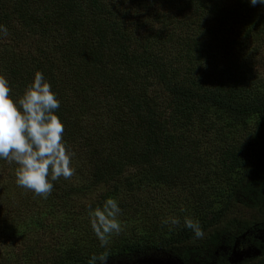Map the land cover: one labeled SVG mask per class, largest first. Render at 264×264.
I'll return each instance as SVG.
<instances>
[{
    "label": "trees",
    "instance_id": "1",
    "mask_svg": "<svg viewBox=\"0 0 264 264\" xmlns=\"http://www.w3.org/2000/svg\"><path fill=\"white\" fill-rule=\"evenodd\" d=\"M128 20L136 29L153 27L154 35H135ZM0 25L7 27L0 75L10 95L19 98L36 72L44 74L60 101L56 114L74 164L46 198L32 191L14 206L38 218L26 232L5 234L0 222V240L11 241L0 264H88L105 251L104 264H144L136 259L156 254L183 264H264V5L0 0ZM164 30L168 36L158 41ZM94 87L103 95L79 103L68 96ZM99 103L111 106L109 138L121 142L107 141L103 150L85 143L93 163L70 142L81 130L75 113ZM205 140L211 147L201 150ZM18 167L0 160V173ZM108 198L121 209V231L104 248L76 225ZM170 218L179 223H164ZM185 218L199 222L201 237ZM156 220L161 235L146 237ZM142 222L149 224L144 233ZM15 242L25 250L13 254ZM253 246L256 252L231 262L234 251Z\"/></svg>",
    "mask_w": 264,
    "mask_h": 264
},
{
    "label": "clouds",
    "instance_id": "2",
    "mask_svg": "<svg viewBox=\"0 0 264 264\" xmlns=\"http://www.w3.org/2000/svg\"><path fill=\"white\" fill-rule=\"evenodd\" d=\"M250 4L264 5V0H250ZM0 33L7 35V27L0 25ZM10 93L8 79L0 75V160L15 162L19 166L16 169L18 186L46 198L52 191L53 181L61 176L67 179L74 171L72 154L63 140L64 124L56 114L60 101L42 72L34 74L33 81L19 98ZM120 212L119 204L113 198L90 209L91 227L101 247L108 244L111 235L121 231L117 219ZM169 222L175 225L179 219L164 221ZM184 223L197 237L203 235L198 221L185 218ZM247 250L254 253L257 248L248 247L243 252ZM108 257L107 251L99 256L93 254L88 264H104Z\"/></svg>",
    "mask_w": 264,
    "mask_h": 264
},
{
    "label": "rangeland",
    "instance_id": "3",
    "mask_svg": "<svg viewBox=\"0 0 264 264\" xmlns=\"http://www.w3.org/2000/svg\"><path fill=\"white\" fill-rule=\"evenodd\" d=\"M124 5H125V7L129 8V9L132 8L131 4H129L127 2H125ZM152 8L154 11L151 12L150 16L153 17L154 14L156 13L157 6L153 5ZM128 21L131 22L130 27L135 31V33H136L135 35L143 36V37H147L150 34L154 35L155 30L153 27L147 26V27H143L140 29H136L137 24H135V22H133L131 20H128ZM155 27H157L156 24H155ZM164 31H166L165 35H163V33H162V36H160L158 38V41H162L163 38L168 36L169 31L168 30H164ZM72 65H71V67H72ZM72 68L77 69V67H75V66ZM67 76L70 77L71 73L69 72L67 74ZM78 83L79 82L76 81L75 86ZM103 93L104 92H103L102 88L94 87L93 93H89L87 91L84 94H79V91H77L76 94H74V92L69 90L68 96L72 99V102L79 103V101H82L85 99L91 100L93 98H96L97 96H102ZM86 96L88 98H85ZM99 104L101 106L97 105V106L93 107V109L88 113H83L80 110H78L75 113V118H74L75 122L77 123L78 127L81 128V130L78 134L73 135V137H75V138H71L72 141L70 142L73 144L74 148L79 150V155L83 159L86 158L85 156H89L90 160L93 163L97 162L96 157H94L91 152L85 150V148H84L85 143H86V145L90 146V150H91V147H93V149L103 150V149H106L108 147L107 141L109 142V144H111L112 142H115L117 145L121 142L120 140H116V139L110 140V138H109V133H110V131H112V130H110V126H109L111 114H113V110H112L111 106L102 105L101 103H99ZM100 113H102V114L99 115ZM64 129H66V126H64ZM64 136H68V132L66 134H64L63 137ZM64 139H65V137H64ZM199 144H200L201 150H206L207 148L211 147V143L209 142V140L201 141V142H199ZM68 151L71 154H73L72 151H70V150H68ZM71 167L72 168L74 167L73 163H71ZM15 172H16V170L14 168H11L10 170L5 171L4 173H0V222H2V226H3L2 229H5L3 232L5 234L8 233L9 231L11 233L16 232V233L22 234V233L26 232V230L29 228V226H31L35 221L38 220V218L34 217L33 214H31V213L20 212L21 208L14 210V206L17 205L18 203H20L22 197L24 195H27L28 192H32V190H29V189H26V188H23V187H20L17 185L16 176L14 177ZM57 180H61L63 182H66L69 180V178L65 179L63 176H61ZM8 199H10V200L8 201ZM139 215L141 216V219L146 221L142 214H139ZM117 219H118V217H117ZM148 225L149 224L145 225L144 222L141 223V225H140L141 226V233H144L146 229H149ZM155 225L161 227V223L158 220H156L154 225H152L150 227V229H149L150 232L146 235V237L149 236L151 232L155 237H159L161 235L160 229H154ZM76 227L75 228L81 234L86 235L87 237L97 241L101 245L99 239L96 237L95 233L92 230L90 221L80 222L76 225ZM80 229L82 231H80ZM124 230H126L125 225H124ZM146 237H144V240L146 239ZM14 238H16V236ZM9 241L0 240V250L5 251L7 246L9 245ZM10 243H11V241H10ZM113 244H114V246H116V249L118 250L119 249V243L113 242ZM111 246H112L111 242H108V244L105 247H111ZM24 250H25V248H22V247L19 248L17 242L13 243V248H12L13 254H16L17 251L22 252ZM24 256H27V255L26 254L21 255L19 253V257L21 258V260H25ZM159 256L160 255L156 254V255H154L152 257H148L146 259H144L146 256H144V257L139 256L136 259V261L139 262L138 260L141 258L143 260H148L151 262L154 261L155 263L157 261H159L163 264H179L180 263L179 260L172 258L170 256H166L163 258L159 257ZM33 258L34 259L36 258L35 254H33ZM11 259H12V257H11ZM120 264H127V263L125 261H122Z\"/></svg>",
    "mask_w": 264,
    "mask_h": 264
},
{
    "label": "water",
    "instance_id": "4",
    "mask_svg": "<svg viewBox=\"0 0 264 264\" xmlns=\"http://www.w3.org/2000/svg\"><path fill=\"white\" fill-rule=\"evenodd\" d=\"M251 253L252 252L250 250H247V251H244V252H235L234 251L232 256H231V262L232 263H236V262L240 261L243 258L244 255H251ZM140 263H144V264H163V263H161L159 261H157L155 263L154 261L151 262V261L143 260V259L140 260ZM179 264H181V263H179Z\"/></svg>",
    "mask_w": 264,
    "mask_h": 264
}]
</instances>
